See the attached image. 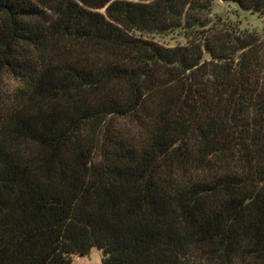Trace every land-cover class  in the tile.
Here are the masks:
<instances>
[{
  "label": "trees",
  "instance_id": "trees-1",
  "mask_svg": "<svg viewBox=\"0 0 264 264\" xmlns=\"http://www.w3.org/2000/svg\"><path fill=\"white\" fill-rule=\"evenodd\" d=\"M213 1L0 0V264H264V39Z\"/></svg>",
  "mask_w": 264,
  "mask_h": 264
},
{
  "label": "rangeland",
  "instance_id": "rangeland-1",
  "mask_svg": "<svg viewBox=\"0 0 264 264\" xmlns=\"http://www.w3.org/2000/svg\"><path fill=\"white\" fill-rule=\"evenodd\" d=\"M207 18L210 26L215 29L236 30L238 36L255 32L259 37L264 39V15L259 16L243 11L235 4L221 3L218 0H214L212 11ZM175 44L183 45L184 42L176 39L171 41L169 46H174ZM102 260V252L92 249L86 256H72L71 264H102Z\"/></svg>",
  "mask_w": 264,
  "mask_h": 264
}]
</instances>
